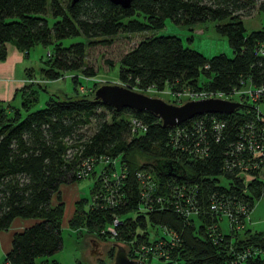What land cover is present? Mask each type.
Listing matches in <instances>:
<instances>
[{"label":"trees","instance_id":"trees-1","mask_svg":"<svg viewBox=\"0 0 264 264\" xmlns=\"http://www.w3.org/2000/svg\"><path fill=\"white\" fill-rule=\"evenodd\" d=\"M254 7L264 11V0H130L125 7L110 0H0V61L8 42L25 53L48 45L44 77L65 71L91 76L88 45L160 27L166 17L187 26L212 20L231 57H207L176 35H144L117 60V78L141 92L229 96L243 83L264 84V27L246 30L241 17ZM35 90L26 83L0 99V230L14 218L33 220L12 234L7 264H35L40 257L38 264H58L46 259L61 247L60 186L84 177L92 178L89 199L72 198L66 214L76 234L159 252L148 254L146 264H264V230L229 224L236 218L241 224L237 207L250 214L254 200L264 198V121L256 119L252 100L234 97L239 104L230 113L162 126L148 110L116 109L82 93L49 96L31 110ZM156 161L175 162L183 173L167 174ZM112 172L119 174L117 184ZM114 219L111 236L106 227ZM244 249L250 253L241 258ZM113 254L111 247V261Z\"/></svg>","mask_w":264,"mask_h":264},{"label":"rangeland","instance_id":"rangeland-1","mask_svg":"<svg viewBox=\"0 0 264 264\" xmlns=\"http://www.w3.org/2000/svg\"><path fill=\"white\" fill-rule=\"evenodd\" d=\"M241 17L243 18L246 30L259 28L260 26L264 27V11H259L256 7H254L249 14L241 15ZM213 25L214 21L205 20L187 26L174 23L170 18L166 17L160 27L149 29L145 32L117 33L111 37L110 42L107 44L95 43L88 45L85 47L84 59L94 68L95 72L91 76H85L79 71H65L57 78L47 79L41 73L40 66L44 64L50 46L36 44L32 46L27 53L16 48L20 51L19 57L21 61L15 63V65L12 64L6 69L2 78L7 82H14L15 88L13 92L26 83H31L32 86L35 87L34 100L29 108L31 110L42 107L49 96L61 97L82 93L92 97L96 86L103 83H120L117 78V60L144 35H176L185 46L193 48L207 57L219 52L231 57L232 50L226 37L216 33ZM74 40L78 39H66L67 42ZM82 40L84 41L85 39L82 38ZM9 44L8 42L6 46L8 47ZM7 47L6 51H8L9 54L11 46L8 47V50ZM77 80H79V82H77ZM38 83H40V86H37ZM248 84L249 82L243 83L241 87L244 89L248 88ZM75 87L77 88L76 90L74 89ZM26 88L28 89V86H26ZM143 92L148 95L158 96L168 102H171L173 98L166 88L160 91L146 90ZM234 96L232 100L239 102V100L234 99ZM185 98L184 95H181V102L187 100ZM11 103L19 105V93L11 99ZM246 103L251 105V99L247 97ZM254 109L263 113L264 101L258 99L254 102ZM137 159L140 160V158ZM91 183L92 178L84 177L76 183L60 186L61 200L64 203V218L62 219L60 229L61 247L52 256L48 257L49 259L56 260L59 264H75L76 261L81 264H99L100 262L110 264L112 261L109 260L107 254L111 247L114 248L113 244H119L126 249V244L114 243L112 241L113 237L108 236V241H99L93 236L76 234L74 230L68 227L66 214L72 206V198L79 196L86 200L89 199V187ZM245 220L244 225L246 228L251 227L256 230H264V198L254 200L253 208L248 218H245ZM129 246L130 244L128 247ZM44 259L43 257L36 258L35 264H38ZM46 264L49 263L47 262Z\"/></svg>","mask_w":264,"mask_h":264},{"label":"water","instance_id":"water-1","mask_svg":"<svg viewBox=\"0 0 264 264\" xmlns=\"http://www.w3.org/2000/svg\"><path fill=\"white\" fill-rule=\"evenodd\" d=\"M75 1L77 0H70L71 3ZM110 1L123 7L128 6L130 2V0ZM93 97L116 109L127 107L133 110H148L160 120L162 126H174L198 114L230 113L239 104L238 101L218 97L188 99L181 103H172L120 83H103L96 86ZM156 164L167 174L183 173L181 167L175 162L156 161ZM113 246L115 251L110 264H143L141 261L128 258L121 245L113 244Z\"/></svg>","mask_w":264,"mask_h":264},{"label":"built area","instance_id":"built-area-1","mask_svg":"<svg viewBox=\"0 0 264 264\" xmlns=\"http://www.w3.org/2000/svg\"><path fill=\"white\" fill-rule=\"evenodd\" d=\"M236 93V94H235ZM181 95H184L186 98L185 99H198V98H207V97H218V98H224V99H231L229 97H232L234 95V97H240V98H250L253 102H256L258 99H261L262 101H264V84L258 85V86H252L250 85V83L248 84V88H242L241 86L238 87L237 89H235L232 94H230L229 96H225L223 94H221L220 92H216V93H212V92H206V91H195V90H183L182 92L176 93L173 97L175 98L174 100L176 101V103L181 102L180 97ZM255 117L257 120H263L264 121V114L262 112H259V110H255ZM132 123H134V121L132 120ZM137 125V123H135ZM264 152V149H263ZM262 155V154H261ZM250 167L256 168V166L251 165ZM88 168V166L86 167ZM119 174L117 172H112V184L113 182L115 184H117V180L119 178L118 176ZM259 178H261L264 181V167H262L261 169V173L259 174ZM110 186V184L106 183V187ZM110 197V195L106 196L105 200H108V198ZM110 205H114L113 203L111 204V202H109ZM236 212H238L237 216L240 217L241 219V224L237 223L238 218L233 219L230 221L229 224H234V228H246L244 223H245V218L247 219L249 214H246V208L243 207H237L236 208ZM229 214V212H228ZM228 214H223V218L228 215ZM239 222V221H238ZM116 224H118V220L114 219L113 220V225L106 227V231L109 232V234L112 236L115 235V231H114V227ZM125 253L127 255V252H129V255L131 257H128L132 260H137V261H141L143 264H146L145 260H147L146 258L148 257V254L150 255H159V252H156L154 254L153 251H150V249H148V247L145 246H139V247H126V249L124 248ZM250 253V249H244V251L241 254V258L244 257V255H248ZM240 256V255H239ZM234 261V260H233ZM236 261L232 262V264H235Z\"/></svg>","mask_w":264,"mask_h":264},{"label":"crops","instance_id":"crops-1","mask_svg":"<svg viewBox=\"0 0 264 264\" xmlns=\"http://www.w3.org/2000/svg\"><path fill=\"white\" fill-rule=\"evenodd\" d=\"M8 47H10L9 54L7 51L6 57L0 61V99H4V100L9 99L11 97L13 89L15 88V85H14V82L10 83L4 80L2 78V75L6 71V69H8L12 64L15 65V63H18L21 61V58L19 57L20 51H18L14 47V45L11 43L9 44ZM8 47H7V50H8ZM32 223H33V220L31 219L14 218L12 222L10 223L8 229L0 230V264H7L4 261V255L10 248V240H11L12 234L15 232L21 231L22 229L31 225ZM46 260H50V259L47 258Z\"/></svg>","mask_w":264,"mask_h":264}]
</instances>
